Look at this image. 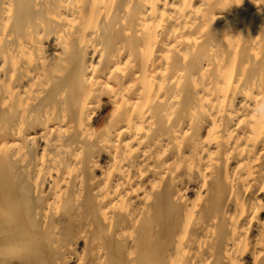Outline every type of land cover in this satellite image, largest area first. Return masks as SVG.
<instances>
[{
  "label": "bare ground",
  "instance_id": "6f19581e",
  "mask_svg": "<svg viewBox=\"0 0 264 264\" xmlns=\"http://www.w3.org/2000/svg\"><path fill=\"white\" fill-rule=\"evenodd\" d=\"M0 264H264V0H0Z\"/></svg>",
  "mask_w": 264,
  "mask_h": 264
}]
</instances>
